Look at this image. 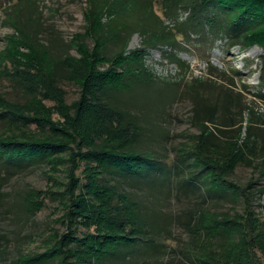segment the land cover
I'll use <instances>...</instances> for the list:
<instances>
[{
  "label": "trees",
  "instance_id": "obj_1",
  "mask_svg": "<svg viewBox=\"0 0 264 264\" xmlns=\"http://www.w3.org/2000/svg\"><path fill=\"white\" fill-rule=\"evenodd\" d=\"M27 1L16 0L14 7L20 3L29 4ZM108 1L88 0V29L95 35L105 29L113 37V42L109 43L116 44L119 49L112 54L104 53L109 43L103 52L96 49L89 52L81 48L88 72H73L68 64L69 56L64 60L56 59L49 50L37 55L36 51L31 50L33 44L26 37L22 41L13 40V47L1 56L2 60L8 62L5 63V73L20 93L34 95L45 89L57 105L47 107L36 98L33 99L35 101L29 98L30 102L24 105L9 104L0 95V102L6 106L3 112L0 111V165L7 168L50 165L55 168L71 161L72 167L76 169L81 166V162L85 164L80 171L82 176H77L73 173L75 169H71L66 186L46 191L48 195L58 198L59 205L63 202L65 212L59 222L64 230H55L49 236V241L54 242L36 254L34 261L105 264L104 260L110 253L123 245L134 244L141 237H147L146 229H155L158 218L154 217L159 212L156 208H146L144 212L139 202L119 190L115 175L131 177L135 182L156 188L163 195L173 193L174 182L185 171L181 158L170 166H163L150 152L134 147L143 130L140 129L137 116L114 96L115 92L123 90H127L131 96L130 92L137 86L151 87L154 84L151 76L143 77L138 73V70H143L142 53L135 52L132 54L134 57L125 55L128 39L134 32H140L143 36L152 35L158 38L157 42L173 46L175 40L172 39L176 33L185 34V37L191 33L201 36V32L208 28L212 35L218 31L225 32L228 46L258 44L264 50V0H125L124 4L128 3V7L120 8L103 25L98 22L96 15L106 7ZM214 2L217 8L210 10L208 6ZM155 5L167 16L179 6L187 7L190 15L185 21L177 23L175 31L169 32L166 26L161 27L163 21L158 20V15L156 19L147 13L148 9L152 12ZM28 7L25 6L26 11H29ZM22 45L31 52L22 51ZM45 61L48 62L47 70ZM102 62L108 64V69L103 72L97 70ZM58 65L65 69L64 76L80 87V98L71 107L64 101L63 92L57 86ZM212 69L216 71V68ZM208 74L224 82L214 70H209ZM218 79L196 85L193 82L190 86L194 101L193 120L203 128L196 136L195 145H191L193 156H189L184 148L179 150L181 155L187 153L192 162L201 167L204 173L201 172L206 178L209 177V188L212 190L220 188L235 166L246 157L237 140L226 139L230 132L239 135L241 128L235 126L243 122L242 119L233 118L236 111L232 109L242 106V94L233 93V80L229 82L228 91L223 94L220 92L216 100L200 92V87L210 89L218 83ZM222 82L219 86L224 85ZM170 86L178 87L176 83ZM170 86L165 89L158 86V95L163 90L171 89ZM260 86L264 88L263 75ZM217 119L220 121L217 122ZM31 123L36 124L37 130H31ZM250 128H247L248 141H253V144L248 151L255 154L257 150L264 156V138L261 141V133L251 132ZM246 159V163H249V157ZM194 179L192 176L184 178L185 186L196 190L200 184ZM180 189L185 190L183 187ZM233 190L245 194L250 202L246 187L234 185ZM43 194L45 197L42 191H26L24 199L29 212L35 214L42 208L43 200L39 203L36 200ZM211 212L207 206L183 209L185 228L198 229L200 223H208L206 238H211L204 240L197 234V241L195 239L194 244L189 242V250L196 257V264H263L260 253L264 255V216H258L249 203L242 213L232 216ZM217 236H222L225 241L219 243L217 249L209 247L210 240H215ZM149 243H153L152 238H149Z\"/></svg>",
  "mask_w": 264,
  "mask_h": 264
},
{
  "label": "rangeland",
  "instance_id": "obj_2",
  "mask_svg": "<svg viewBox=\"0 0 264 264\" xmlns=\"http://www.w3.org/2000/svg\"><path fill=\"white\" fill-rule=\"evenodd\" d=\"M124 1L109 0L106 7L96 15L98 22L104 25L120 8L128 7V3L124 4ZM27 2L29 4L20 3L19 6L14 7L16 0H0V95L9 104L24 105L30 102L29 98L32 100L36 98L35 100L47 107H55L57 102L50 97L49 91L41 89L34 95H25L20 93L18 87L11 84L5 73L8 62L2 60L1 56L13 47V40L22 41L23 37L30 39V44H33L31 50L36 51L37 55H40L39 52L49 50L56 59L64 60L69 56L68 64L73 72H78L87 71L86 60L80 52L81 48L89 52L95 49L103 52L106 45L113 42V37L105 29L100 30L98 35L88 29L90 23L88 0H28ZM27 5L29 11L25 9ZM214 5L215 2L210 4L209 9L217 8ZM174 11L167 16L160 11L158 5H155L152 12L148 9L147 13L156 19L158 15L160 18L158 20L163 21L161 27L166 26L168 31L172 32L175 31L178 22L185 21L190 15L189 9L185 6H179ZM201 34L200 36L191 33L190 36L185 37V34L176 33L172 39L175 40L173 46L157 42V37L143 36L140 32H134L128 39L125 55L134 57L133 53H142L143 70L136 72L143 77L151 76L154 83L151 87L137 86L130 92L131 96L127 90L114 93L121 105L137 116L140 129L143 130L134 147L143 152H150L163 166H170L176 159L181 158L182 169L185 171L178 176L180 182H177L178 180L174 182L173 193L163 195L156 191V188L152 189L144 183L135 182L131 177L115 175L119 190L128 193L139 202L144 212L146 208H156L160 213H156L154 217L158 218L155 229L153 231L146 229L147 237H141L134 244L123 245L110 253L104 260L105 264H196V257L189 250V242L194 244L195 239L196 241L198 239L197 234H200L204 240L210 239V236L206 238L208 223H200L198 229L185 228L183 209L207 206L211 213L232 216L242 213L245 205L249 203L258 216H264L262 206L264 205V156L257 150L255 154L249 153L248 148L253 141H248L250 137L247 135V128L251 127V132L261 133L259 136L261 141L264 138V96H262L264 88L260 86L261 77L264 76V50L258 44L244 47L239 44L228 46L225 32L218 31L212 35L210 29L205 28ZM202 37L209 40H204ZM26 47L22 45L20 49L30 53L31 50ZM118 49L116 44L109 43L104 53L112 54ZM44 67L47 70L48 62L45 61ZM106 68L108 69V64L102 62L97 70L103 72ZM212 68H216V71ZM209 70L218 73L224 82L209 75ZM56 71L59 79L57 86L63 92L64 101L71 107L74 101L80 98V87L64 76L65 69L61 65L57 66ZM213 78L218 79L216 84L218 86L213 85L214 88L210 87V89L200 87V92L204 96H209L211 100L218 99L220 92L222 94L226 92L231 80L234 82L233 87L230 85L233 93L242 94L239 95L241 108L232 109L236 111L233 118L243 120L235 126L241 128L240 134L236 136V133L230 132L226 139L237 140L246 156L245 160L240 161L225 178L224 184L216 190L209 188V177L206 178L201 167L196 166L189 157L193 156L191 145H195L196 136L203 128L196 125L193 120L194 101L190 86L193 82L196 85ZM221 82L224 85L219 86ZM172 83L178 85L177 89L170 86ZM158 86L164 89L170 86L171 89L163 90L158 95ZM5 107L0 102V111L3 112ZM219 121L220 119H217V122ZM115 125L116 123L113 126ZM30 126L31 130H34L36 124L31 123ZM181 148L186 149L189 156L187 153L181 155L179 153ZM247 157L250 159L249 163H246ZM71 167V161L61 163L55 168L50 165L16 168L0 165V264H59L57 261L38 262L34 259L36 254L49 247L50 242H54V240L49 241L48 238L55 230L60 232L64 230L59 222L65 212L63 202L59 205L58 198L48 195L46 191L50 188L59 189L61 186H66L70 170L75 169ZM84 167L83 161L73 173L82 176L80 171ZM187 176H192L195 182L200 184L196 190L185 186L183 179ZM82 180L85 181L84 178ZM234 185L247 188L250 202L245 194L233 190ZM180 187L185 190L182 191ZM28 189L42 191L46 195L44 197L43 194L36 200L38 203L43 201L42 208L35 214L29 212L25 206L24 198ZM160 214L164 215L160 216ZM149 238L153 239V243H149ZM224 241L225 238L217 236L215 240H210L208 246L217 249V245ZM260 258L264 264L263 253H260Z\"/></svg>",
  "mask_w": 264,
  "mask_h": 264
}]
</instances>
